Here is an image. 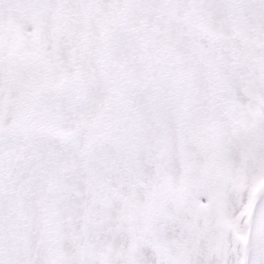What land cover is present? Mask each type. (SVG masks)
Masks as SVG:
<instances>
[{
	"label": "snow or ice",
	"instance_id": "snow-or-ice-1",
	"mask_svg": "<svg viewBox=\"0 0 264 264\" xmlns=\"http://www.w3.org/2000/svg\"><path fill=\"white\" fill-rule=\"evenodd\" d=\"M0 264H264V0H0Z\"/></svg>",
	"mask_w": 264,
	"mask_h": 264
}]
</instances>
